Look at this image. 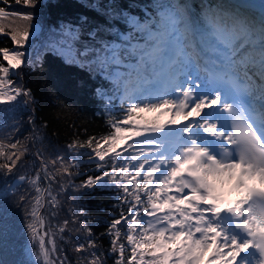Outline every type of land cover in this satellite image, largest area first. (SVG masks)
I'll return each instance as SVG.
<instances>
[{
  "label": "snow or ice",
  "instance_id": "6c2138e0",
  "mask_svg": "<svg viewBox=\"0 0 264 264\" xmlns=\"http://www.w3.org/2000/svg\"><path fill=\"white\" fill-rule=\"evenodd\" d=\"M79 2L107 24L84 33L83 24L61 22L46 52L105 82L93 91L106 101L111 131L67 148L76 156L87 149L100 173L75 187L110 186L121 211L101 234L110 237L107 252L83 210L46 227L40 209L55 219L59 206L56 171L78 174L79 161L41 157L34 178L17 176L35 189L21 196L35 264H70L60 246L70 224L86 233L74 243L81 264H106L110 256L114 264H264V2L258 19L246 5L221 0H200L199 9L192 0ZM15 3L34 9L39 0ZM5 16L24 24L8 32L0 26L15 46L0 48V104L23 98L27 106L35 103L31 90L12 77L27 63L34 16L0 7ZM7 139L0 141L5 175L22 168L27 151Z\"/></svg>",
  "mask_w": 264,
  "mask_h": 264
},
{
  "label": "trees",
  "instance_id": "16d2710c",
  "mask_svg": "<svg viewBox=\"0 0 264 264\" xmlns=\"http://www.w3.org/2000/svg\"><path fill=\"white\" fill-rule=\"evenodd\" d=\"M84 2L91 4L93 0ZM97 2L106 4L108 0ZM129 2L130 0H121L124 5ZM137 2L147 3L150 0ZM193 4L199 9L197 4ZM0 7L20 12L31 11L34 16L33 25L40 26L39 36L30 38L27 43V63L22 71H17L12 77L31 90L35 103L25 106L21 98L12 105L0 104V141L7 143V138L11 136L12 142L18 139L27 149L22 168L9 175L0 173V260L4 264H35L34 256L29 254L31 242L25 228L26 205L21 202V196L31 198L30 194L34 195L35 189L26 182L20 183L17 176L27 174L34 178L36 170L40 168L41 157L46 162L56 159L57 156H63L66 161L72 160L74 164L79 161L72 169L73 173L78 174L65 176L52 169L57 176L52 189L54 194H58L59 206L54 210L55 219L50 218L53 210L40 209L46 227L49 223L62 225L64 219L71 221L75 219L72 215L74 211L79 216L83 210L94 237L102 245V250L107 252L110 237L101 234L106 231L109 221L118 217L121 211L116 192L107 185L78 190L75 185L81 184L88 175L95 176L100 173L95 163L89 162L87 149L80 150L81 154L76 156L67 148L75 138H99L111 131L104 114L106 101L102 102L93 91L98 85L104 86L105 82L99 77L90 79L86 71L67 66L61 58L46 52L59 39L52 29L61 22L83 24V32L87 33L98 25L104 27L107 21L103 15L98 14V10L82 7L79 0H39L34 9L17 5L15 0H8L7 4L0 2ZM85 16L86 23L81 19ZM23 24L19 18H0V26L5 32L17 26L22 27ZM100 35L105 36L103 32ZM105 38L113 39L111 36ZM83 39L87 40V35ZM2 47H15L4 34H0V48ZM0 62H3L2 57ZM107 170H110V165ZM14 182L16 183L10 188ZM60 184L64 185L63 190L59 188ZM40 187L45 188L47 184L42 182ZM57 235L61 234L57 232ZM85 235L86 233L78 232V225L72 224L63 234L64 242L60 246L70 258V264H81L80 257L74 252V243ZM114 261V256L106 257V264H114Z\"/></svg>",
  "mask_w": 264,
  "mask_h": 264
},
{
  "label": "bare ground",
  "instance_id": "6f19581e",
  "mask_svg": "<svg viewBox=\"0 0 264 264\" xmlns=\"http://www.w3.org/2000/svg\"><path fill=\"white\" fill-rule=\"evenodd\" d=\"M234 1H235V0H225L224 3L227 4V5H230V4H231V5H232V4H233V5H240V4H238V2H236V1L234 2ZM245 2L248 3V4H250L251 6H252V4H253V6H255V3H254L253 1H251V0H245ZM254 15H255L254 17L257 18V19H258L259 16H260V14H259V15H258V14H254Z\"/></svg>",
  "mask_w": 264,
  "mask_h": 264
},
{
  "label": "rangeland",
  "instance_id": "374dc122",
  "mask_svg": "<svg viewBox=\"0 0 264 264\" xmlns=\"http://www.w3.org/2000/svg\"><path fill=\"white\" fill-rule=\"evenodd\" d=\"M39 32H40V26L33 25L30 38L34 37L35 35H38Z\"/></svg>",
  "mask_w": 264,
  "mask_h": 264
},
{
  "label": "water",
  "instance_id": "95a60500",
  "mask_svg": "<svg viewBox=\"0 0 264 264\" xmlns=\"http://www.w3.org/2000/svg\"><path fill=\"white\" fill-rule=\"evenodd\" d=\"M38 35H36V37H37Z\"/></svg>",
  "mask_w": 264,
  "mask_h": 264
}]
</instances>
